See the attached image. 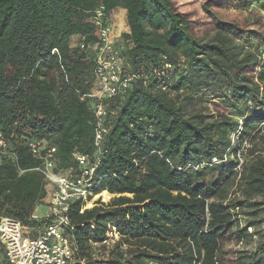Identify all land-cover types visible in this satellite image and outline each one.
<instances>
[{
  "label": "trees",
  "instance_id": "16d2710c",
  "mask_svg": "<svg viewBox=\"0 0 264 264\" xmlns=\"http://www.w3.org/2000/svg\"><path fill=\"white\" fill-rule=\"evenodd\" d=\"M100 7L127 12L120 46L136 78L105 101L97 155L96 62L70 41H99L90 19ZM0 131L11 143L0 216L27 227L43 225L32 217L54 191L31 141L56 147L57 170L75 165L76 150L100 158L98 192L115 197L72 203V264H264V0H0ZM245 142L241 170L214 163ZM235 182L242 198L229 200ZM256 236L253 251L229 248Z\"/></svg>",
  "mask_w": 264,
  "mask_h": 264
},
{
  "label": "built area",
  "instance_id": "2783aa9c",
  "mask_svg": "<svg viewBox=\"0 0 264 264\" xmlns=\"http://www.w3.org/2000/svg\"><path fill=\"white\" fill-rule=\"evenodd\" d=\"M115 11L107 16L102 7L98 8L90 23L94 25L99 41L94 44H85L82 41L78 44L81 49L87 50L96 62V80L87 96L93 101L92 108L97 124L94 137L97 155L101 152L104 138L109 132L106 124L109 111L105 101L127 94L136 78L125 71V60L121 53L123 47L120 46L123 32L118 33L116 30L114 20L118 15ZM123 20H126L127 24V16L124 15ZM54 53L59 52L55 49ZM165 89L166 87H163L162 90ZM233 136L235 143L238 136ZM29 147L32 156L42 160L41 166L35 171L43 174L45 180L54 187V191L49 195L46 211L40 212L39 207L32 217L34 221L43 224L39 228L27 227L18 221L0 216V247L4 248L8 264H72L77 261L74 237L76 229L70 217L72 203L100 198L104 191L98 192L96 169L101 160H93L89 155L76 150L73 153L75 165L68 170H57L56 147L49 148L47 142L40 140L31 141ZM248 147L245 142L237 157L227 152L223 160L215 158L214 163H225L229 158L236 159L241 170ZM10 148L11 143L0 131V162L10 153ZM30 230L35 231L34 236L30 235ZM81 264L86 263L82 261Z\"/></svg>",
  "mask_w": 264,
  "mask_h": 264
},
{
  "label": "rangeland",
  "instance_id": "374dc122",
  "mask_svg": "<svg viewBox=\"0 0 264 264\" xmlns=\"http://www.w3.org/2000/svg\"><path fill=\"white\" fill-rule=\"evenodd\" d=\"M201 1V0H200ZM117 12V14H118V17H119V19L116 21V22H119L120 23V26H119V32H123V34L124 33H126V30H127V28H126V23H125V21L123 20V22H121V19H120V17L121 16H123L121 13V11L120 10H118V11H116ZM118 32V33H119ZM205 105H209V107L211 108V109H214L213 107V102H212V104H205ZM251 142H248V145H249V147L251 146V144H250ZM257 149L259 150V151H261V152H264V140L262 139L261 140V142H259V144H258V146H257ZM237 185L238 184H236V182L235 183H233L231 186H230V188H228V198H229V200H230V198H234V197H236V198H239V199H241L242 197H241V194H240V192H238V189H237ZM109 193V192H108ZM102 195V194H101ZM115 196L114 195H111L110 193H109V198L108 199H106L104 196H100V198H95V200L94 201H90L88 204H87V208H92V207H94L95 206V202L96 201H100L101 203L102 202H104V203H108V202H110V200L112 199V198H114ZM214 199H218V198H214ZM228 201L226 200L225 201V203H227ZM44 209V207H40V209H39V211L41 212V209ZM238 212V218H239V222H240V225H241V227H244L245 226V220H246V216L245 215H243V213H241L240 211H237ZM248 231L249 232H253L254 231V228H252V227H249L248 228ZM30 235L31 236H34L35 235V231H33V230H30ZM113 237V240H112V242H115V241H117L118 239H119V236H117V235H112ZM257 239H258V236H256L255 237V240L251 243V244H246L245 242H239L238 244H232L229 248H233L234 250H236V251H240V252H248V251H253V250H255L256 248H255V246H256V243H257ZM6 259V255H5V252H4V250H3V248H1L0 247V264H4V260ZM225 264H230V263H225ZM233 264V263H232Z\"/></svg>",
  "mask_w": 264,
  "mask_h": 264
},
{
  "label": "crops",
  "instance_id": "0c3cea01",
  "mask_svg": "<svg viewBox=\"0 0 264 264\" xmlns=\"http://www.w3.org/2000/svg\"><path fill=\"white\" fill-rule=\"evenodd\" d=\"M118 10H120L122 13V15H123V17H124V15L125 16H127V12L125 11V10H123V9H117L116 11H118ZM115 11V14L116 15H118L117 14V12ZM119 19V17H117L116 18V20H114L115 21V25L117 26L116 27V30H117V32H119V26H120V23L119 22H116L117 20ZM121 22H123V20L121 19ZM126 28H127V30H126V33H129V28H128V25L126 24ZM80 37L79 36H74V37H72V39H71V41H70V44L73 46V47H77L78 46V43H79V41H80ZM46 207H44V209L42 208L41 209V212H44V211H46Z\"/></svg>",
  "mask_w": 264,
  "mask_h": 264
},
{
  "label": "bare ground",
  "instance_id": "6f19581e",
  "mask_svg": "<svg viewBox=\"0 0 264 264\" xmlns=\"http://www.w3.org/2000/svg\"><path fill=\"white\" fill-rule=\"evenodd\" d=\"M101 196H104L106 199H108L109 193L107 191H104Z\"/></svg>",
  "mask_w": 264,
  "mask_h": 264
}]
</instances>
